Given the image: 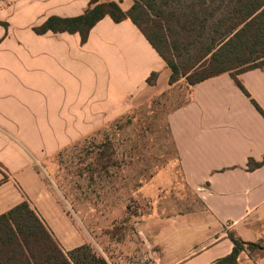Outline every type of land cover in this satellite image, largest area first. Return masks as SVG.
Listing matches in <instances>:
<instances>
[{"label":"crops","instance_id":"crops-1","mask_svg":"<svg viewBox=\"0 0 264 264\" xmlns=\"http://www.w3.org/2000/svg\"><path fill=\"white\" fill-rule=\"evenodd\" d=\"M106 1V0H100ZM128 11L133 0H115ZM90 0H14L0 7V215L27 200L64 250L87 242L71 228L40 171L62 149L152 98H186L166 118L183 179L206 190L202 208L150 215L136 225L151 264H212L230 254L229 234L262 242L240 264H264V66L195 85L171 71L138 26L99 20L86 42L78 32L36 33L50 16L83 14ZM157 72L155 83L148 77ZM53 196V197H52ZM53 201L57 202L56 204ZM59 204V205H58Z\"/></svg>","mask_w":264,"mask_h":264},{"label":"rangeland","instance_id":"rangeland-1","mask_svg":"<svg viewBox=\"0 0 264 264\" xmlns=\"http://www.w3.org/2000/svg\"><path fill=\"white\" fill-rule=\"evenodd\" d=\"M12 2L0 0V7ZM157 21L154 17L148 22L152 34L159 31ZM158 45L181 64L196 57V52L190 57L164 42ZM186 95L181 83L172 97L152 98L131 108L41 164L40 171L59 207L70 213L77 236L73 244L84 237L90 248L70 259L71 264H100L94 254L108 264H151L150 253L136 231L138 222L150 215L202 208L206 190L185 183L166 118ZM63 251L70 257V250Z\"/></svg>","mask_w":264,"mask_h":264},{"label":"trees","instance_id":"trees-1","mask_svg":"<svg viewBox=\"0 0 264 264\" xmlns=\"http://www.w3.org/2000/svg\"><path fill=\"white\" fill-rule=\"evenodd\" d=\"M107 15L116 22L130 18L138 26L165 60L171 71V84L186 77L189 85H195L229 72L250 96L238 75L264 66V0H134L128 11L115 0H90L83 14L50 16L33 29L40 34L78 32L82 42H86L92 27ZM154 17L158 20L159 31L152 34L148 22ZM158 42L176 51L184 50L190 57L191 52H196V57L181 64L169 58ZM157 76L158 73L153 72L148 83H155ZM252 102L264 115L259 104L254 99ZM262 164L264 158L260 161L250 159L247 167L254 170ZM229 237L234 243L232 252L212 264H240L238 255L242 250L253 251L263 246L261 241H244L233 233ZM88 249V245L82 244L70 250L71 258L66 256L27 200L0 215V264H71L70 259ZM93 257L100 264H108L102 257L95 254Z\"/></svg>","mask_w":264,"mask_h":264}]
</instances>
